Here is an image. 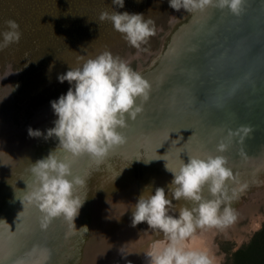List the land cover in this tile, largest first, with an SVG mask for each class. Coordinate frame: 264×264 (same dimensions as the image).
Masks as SVG:
<instances>
[{
	"label": "bare ground",
	"instance_id": "1",
	"mask_svg": "<svg viewBox=\"0 0 264 264\" xmlns=\"http://www.w3.org/2000/svg\"><path fill=\"white\" fill-rule=\"evenodd\" d=\"M176 39L180 41L176 52L165 53L161 59L166 56V60L161 61L155 71L153 69L157 82L151 83V93L142 113L134 121L129 120L128 127L121 129L127 137L126 143L117 146L110 154L120 150L123 156L129 154L128 157L132 155L136 159L141 156L139 146L144 144L150 150L148 155L157 157L163 163H169V158L177 156L184 157L182 160L186 159L184 162L187 163L189 156L205 158L209 154L224 155L233 161L228 167L234 176L239 171L236 180L229 181L237 185V192L245 190L251 181H264V0H247L245 10L238 17L227 9L221 11L211 7L203 13H192L188 21L172 33L169 44ZM143 76L147 80L150 78V75ZM52 110L51 104L35 109L38 116H45L44 119L39 117L35 124L32 122L31 128L43 133L46 124L57 117ZM241 125L250 129L243 140L238 136L229 139L228 131ZM161 126H168V129L179 133L176 132L172 140L151 133ZM28 129L0 126V154L4 156V161L13 160L5 170L10 173L11 182L0 192V214L12 213L7 220L4 216L0 217V264H91V259L97 264H113L117 253L124 255L125 264H135V260L137 264H149L146 252L162 245L165 238L146 222H142L141 232L139 225L132 226L130 211L133 212L136 202L121 190L113 192L116 201L113 203H118V209H121L117 214L121 225L112 237L103 238L101 252L95 250L94 257H86L90 256L87 252L92 247L93 221L97 212L104 210L102 199L98 200L101 191L107 187L119 189L122 183L131 189L133 167L124 162L118 166L110 163L104 175L96 176L97 179L90 184L86 178L89 171L87 163L93 160L87 155L75 159L73 175L85 179L84 186L77 189V195L85 200L74 219L75 228L63 217L55 218L46 230L40 227L39 210L20 199L27 193H22L25 184L32 182L30 167L43 158L41 148H47L48 144L50 152L55 151L61 157L65 153L58 147V138L54 136L48 139L40 136L42 144L31 148L28 145L39 137L29 136ZM222 140L229 147L220 153L216 146ZM170 141H177L180 146L175 152L168 149ZM22 146H27V149ZM235 167L238 169L235 170ZM240 167L245 169L240 171ZM158 168L160 171L161 168ZM148 179L150 182L147 183V191L145 188V197L154 194L157 187H163L171 199L168 186L173 175L150 172ZM86 190H90L93 198H86ZM173 204L177 209L191 207V203L184 200H173ZM235 204L236 198L231 201V207L239 215L244 210H237ZM173 214L178 215V210ZM84 226L87 229L82 228ZM216 231L217 228L198 230L187 246L210 253L214 248Z\"/></svg>",
	"mask_w": 264,
	"mask_h": 264
},
{
	"label": "clouds",
	"instance_id": "2",
	"mask_svg": "<svg viewBox=\"0 0 264 264\" xmlns=\"http://www.w3.org/2000/svg\"><path fill=\"white\" fill-rule=\"evenodd\" d=\"M112 2L124 7V0ZM246 3L247 0H169V6L176 11L183 8L188 13H203L211 7L227 9L237 17ZM99 20L111 21L114 30L138 53L146 50L142 45L157 32L155 21L145 19L142 14L103 11ZM5 24L7 30L0 33L3 37L0 49L18 43L21 37L16 21L9 19ZM58 80L73 86L51 102L57 116L55 126L47 129L46 134L28 129L31 137L58 138V147L65 153L61 157L52 151L30 167L32 182L27 185L29 190L24 199L39 210L40 227L45 230L59 217L75 228L74 219L85 200L77 195V189L84 186L85 179L73 175V161L87 155L99 165L117 146L125 144L127 137L121 129L142 113L152 89L150 81L131 67V59L114 56L109 50L87 59L81 67L70 68ZM249 131L241 125L230 129L228 138L238 136L242 141ZM228 147L222 140L216 150L223 153ZM165 167L173 175L168 186L171 199L163 187H157L154 194L147 197L142 194L132 212V226L146 222L165 238L162 245L146 252L149 264H213L207 251L189 248L187 242L198 230L225 229L237 218L231 207V201L238 198L237 190L232 189L229 194V181H235L236 177L227 166V158L211 154L205 158L189 156L188 162L181 160L178 168L167 163ZM173 200L188 201L191 207L177 209ZM177 210L178 215H174Z\"/></svg>",
	"mask_w": 264,
	"mask_h": 264
},
{
	"label": "rangeland",
	"instance_id": "3",
	"mask_svg": "<svg viewBox=\"0 0 264 264\" xmlns=\"http://www.w3.org/2000/svg\"><path fill=\"white\" fill-rule=\"evenodd\" d=\"M37 2L38 1H34L35 4H38ZM40 2L41 1H39V3ZM61 2L65 5V8L63 9L60 6L62 4ZM41 5L44 6L43 9H45L46 11L45 14L47 18L41 19L45 24L48 23L51 25L53 23L56 27H59L61 29L62 26H75L79 28L77 29L79 31L75 32L74 36L72 34H65L66 38L64 39L63 36H61V38H59L56 43L51 44L52 49L47 53L41 52V49L37 47L30 48V46H22L19 55L16 56L15 54L11 55L5 50L0 49V126H2V128L8 127L25 130L23 128H26L34 118L35 120L33 121V123L39 117L41 119H44L43 117L45 116V114L40 116L37 115L35 117V109L39 108L40 106L49 105L53 100H58L61 95H65L67 93L69 87L73 86L70 85L68 81H64L63 83H61L58 78L52 80L49 85L44 86L41 81L42 75H44V71L47 69L49 71L51 64H53L57 60V58L61 57L71 59L73 60L72 62H77L74 68L81 67L87 59L95 58L97 55L102 53L105 50L104 48L108 46V40L112 41L111 43H114L112 46L109 45L110 49L111 47L115 48L113 52L114 56H119L122 59L127 60L130 58L131 67L134 70H140L139 72L145 76L150 75V78H148L150 83H154L153 81L157 82L156 80H154V78L157 79V77H154L153 74L155 73L154 71L157 68L154 69L151 66H153L158 59L161 61V56H163L165 53V51L162 50L163 40H165V43L167 41H169L168 43H170V38L172 35L171 33L176 31L180 27V25L185 23L188 20L189 16L192 14L186 12L184 9H181L180 11L174 10L169 6V0H124L123 8L113 4L112 0H45ZM149 7H151L152 12L148 17ZM103 11H108L109 13L114 11L122 13L126 11L130 14H142L145 19L151 18L155 21L157 29L156 35L150 37L146 45H142V48L146 50L137 54V49L130 46L127 41H125V39H120L114 36L113 31L115 30L111 21L99 20L100 13ZM173 14L174 16H172ZM172 17H174L175 21L171 26L170 19ZM160 26H162V28H160ZM168 29L171 31L167 34ZM115 33L118 35L120 34V37H123L121 33L117 31ZM166 34V39L163 38L160 43V38H162ZM81 36L88 39L87 41L89 43V46L99 49L98 52H100L95 54L92 53V51L94 52L97 50L91 49L92 51L90 53L88 52L86 60L80 59L78 61L80 56L77 53H72L71 55L70 52H72L73 49L77 51L80 48L78 44H80V40H83L81 39ZM101 48L102 50H100ZM150 52H155V57H157L158 59H153L154 54L151 53V55H149ZM130 55L131 57H129ZM9 66H12L10 70H8ZM147 71H150L149 74L147 73ZM57 76H59V74ZM56 119L57 117L50 120V122L46 124L43 133L46 134L47 129L55 126L54 121ZM29 127H31V125ZM176 132L179 133L174 129H168V126H161L151 131L152 134L154 133V135L156 134L158 135V137L164 135L162 138H167L170 140H172V138L176 136ZM40 140L41 138L39 137V139L33 140L34 143L32 141V145L28 146H31V148L40 146L43 142V140ZM173 142L174 141H170V144L167 145L168 149H170V152H175L177 150L176 147H180L178 146V143ZM48 145L47 148H41L43 158L50 153L48 149L51 147H48ZM22 148L27 149V146H22ZM139 148L141 155L139 158L134 159L133 156L130 155V157H132L131 159H134V161H132L130 157H128L129 154H124V157L123 153H121L122 151L118 150L110 154L104 160V162L99 165H97L94 161L89 164L87 163V168H89V171L86 175V178L90 184L91 182L95 181L97 177L99 178L100 174L103 173L104 175L106 170L109 169L110 163H114L115 165L117 164L118 166V164L120 165L124 162L125 164L132 166V172H134L132 175L131 189L127 188V185L125 183H122L119 189L107 187L106 189L101 191V196L100 198H98V200L102 199L100 201L103 203L102 209L104 210H99L100 213L98 211V216H95L96 222H94L95 219L93 221L94 234L92 240L93 242L91 241L93 245L90 244L93 248L89 246L90 248L88 247V252L86 251L90 256H86V252L84 253L85 256L90 259L94 257L95 253L93 252L95 250L98 253L102 251V246L104 244L103 238H108V236L112 237L117 232V228L119 227L120 221L117 214L121 211V209H118V203H113L116 202L113 192L121 190L124 195L137 203L139 197L142 194L145 195L147 191V185L150 182V179H148L150 172L152 174L164 173L166 175H172L171 172L165 169L166 163L171 168H178L181 163L180 161L184 158H177L178 156L175 158L172 157L173 159L169 158V161L171 162L163 163L162 160H159L157 157L149 156L148 154L150 150L144 144H141ZM120 154L123 157H121ZM117 156L121 157L122 159L118 158ZM3 157L0 154V192L7 184L11 182V175L9 172H5V170L13 161H4ZM147 158H149L148 160L152 163L149 162ZM184 161H186V159ZM232 162V160L227 159V166ZM149 164H153L155 167H153V165L149 166ZM157 165L161 168L160 171ZM142 167L145 169H142ZM237 169L235 167V170ZM243 169H245V167H240L239 170L241 171ZM238 172H236L235 177H238ZM147 175L148 178H146ZM144 180L145 182H143ZM230 183L229 194L231 195V190L237 189V185L233 184V182ZM30 184L31 182H27L25 184V190L22 193H26L29 190L27 188V185ZM143 184L145 185V187ZM85 192L87 196L86 198L90 199V190H86ZM237 193L239 194V196L238 198H236L237 204H235L234 206L237 210L244 211L241 214L239 212V215H237L235 222L228 226L227 229H229V231L226 229L217 228V231L213 237L214 248L213 251H210L209 253V255L213 259V264H231V252L243 243L248 242L255 230L260 228L264 221V181L260 179H258L257 182L251 181V184H249V186L246 187L245 190L238 191ZM204 194L207 195V192H205ZM91 198H93V196ZM239 202L240 205H238ZM15 204H17V202H15ZM14 206L15 205H13V207ZM115 209H118L119 211H116ZM130 212L132 213V211ZM2 216H4V219L7 220L12 216V213L10 212L7 214H0V217ZM126 220L129 221L130 219L127 217ZM138 225L139 232L143 231V224L140 223ZM145 230L146 227H144V231ZM95 240L96 243L94 244ZM203 247L205 248L204 245ZM85 256L83 259L86 258ZM90 262L91 264L98 263L92 261V259L90 260ZM137 263L138 261L135 260V264ZM113 264H125L124 255L122 253H117V255L114 256Z\"/></svg>",
	"mask_w": 264,
	"mask_h": 264
},
{
	"label": "water",
	"instance_id": "4",
	"mask_svg": "<svg viewBox=\"0 0 264 264\" xmlns=\"http://www.w3.org/2000/svg\"><path fill=\"white\" fill-rule=\"evenodd\" d=\"M34 1H38L37 2L38 4H35ZM39 1L41 2L39 3ZM43 1L45 0H0V33L7 30L5 21L9 19L14 20L19 24V31L21 32V37L18 43H12L8 47L3 48L1 50H5L7 53H10L11 55L15 54L16 56H18L22 46H32L42 49L47 44L56 43L58 39L61 38V36H63L64 39L66 38L65 34H69V35L71 34L69 33V31H67L68 27L62 26L61 29L59 27H56L55 24L53 23L51 25L48 23L45 24L41 20L47 18L45 14L46 11L45 9H43L44 6L41 5ZM60 6L62 9L65 8V5L63 3ZM174 21H175L174 17H172L170 19L171 26ZM160 28H162V26H160ZM170 31L171 30L168 29L167 34L170 33ZM167 34L164 35L162 38H160V43L163 38L166 39ZM2 40L3 37L2 35H0V42H2ZM168 42L169 41L165 43V40H163L162 50H164L165 53L167 54H174L176 52V49L178 48L180 41L179 39H176L175 42L174 41L172 42V44H169ZM141 52L142 51H140L139 53ZM72 53H76L75 49H73L72 52H70L71 55ZM151 53L154 54L153 59L157 58L155 57V52H150L149 55H151ZM87 54L88 52L80 53L79 54L80 58L78 59V61L80 59L86 60L88 56ZM129 57H131V55ZM165 57L162 58L161 61L163 60L165 61L166 60ZM161 61L158 59L157 62L151 67L158 68L159 65H161L162 63ZM76 64L77 62L73 63L71 59H66L65 57L57 58V60L53 64H51L49 71L48 69L44 71V75H42L41 78L42 84L44 86L49 85L52 82V80L58 78L57 76L58 74L59 75L63 74L67 70H70V68H74ZM12 66H9L8 70H10ZM136 71H140V70H136ZM36 116L37 113L35 114V117ZM34 120L35 118L29 123V125L26 128L23 129L29 128V126ZM20 199L21 201L25 200L24 197H21ZM25 202L27 201L25 200Z\"/></svg>",
	"mask_w": 264,
	"mask_h": 264
},
{
	"label": "trees",
	"instance_id": "5",
	"mask_svg": "<svg viewBox=\"0 0 264 264\" xmlns=\"http://www.w3.org/2000/svg\"><path fill=\"white\" fill-rule=\"evenodd\" d=\"M162 5H164V4H162ZM162 5H160V6H162ZM151 12H152V9H151V7H149L148 8V17L151 14ZM67 29H68L67 31H69V33H71L73 36H74L75 32L79 31V30H77L79 28H77L75 26H68ZM115 32L116 31H113V34L115 37L120 38V39H124L123 37H120V34L118 35ZM81 39H83V40H80L81 42H80V44H78L80 46V48L77 51L75 50V52L78 55L80 53H83V52H89L90 53L92 51L91 49L97 50L94 52L92 51V53L96 54V53L100 52V51L98 52L99 49L89 46L87 38L81 36ZM111 42L112 41L108 40L107 41L108 46L104 49L111 51V53L113 54L115 48H112V47H111V49L109 48V45L112 46L114 44ZM31 47L32 46H30V48ZM32 48H34V47H32ZM51 49H52V45L47 44L46 46H44L41 49V52L47 53ZM100 50H102V48ZM231 264H264V221L262 223V226L260 228H258L257 230H255V232L253 233V235L251 236V238L248 242L243 243L242 245H240L239 247H237L235 250H233L231 252Z\"/></svg>",
	"mask_w": 264,
	"mask_h": 264
}]
</instances>
